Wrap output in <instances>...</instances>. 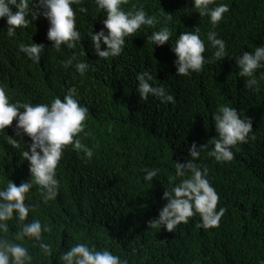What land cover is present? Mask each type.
Here are the masks:
<instances>
[{
	"label": "trees",
	"instance_id": "obj_1",
	"mask_svg": "<svg viewBox=\"0 0 264 264\" xmlns=\"http://www.w3.org/2000/svg\"><path fill=\"white\" fill-rule=\"evenodd\" d=\"M225 3L229 12L213 27L208 17H200L192 0H126V12L143 8L158 21L142 26L125 38L124 51L117 57L99 58L91 50L90 36L103 28L104 13L94 0L73 5L76 28L82 40L75 48L51 46L42 35L45 18L38 16L41 30L7 36V25H0V87L12 102L50 103L72 88L77 99L89 109L86 133L81 143L93 150L87 160L82 151L65 146L57 166L59 180L55 200L44 202L43 192L34 185L25 203L32 206L28 220L39 219L51 231L42 233V242L52 248L45 255L34 240H16L21 225L8 221V233L0 239L21 243L32 256L31 264H61L59 256L76 243H87L97 250L108 249L128 264H264V68L256 76L259 90L246 87L239 76L235 58L242 52L264 45V0H214ZM212 5V6H214ZM87 9L80 12L79 8ZM172 19L169 21L168 16ZM167 26L173 32L163 46L153 45L152 32ZM200 29L208 62L199 72L177 75L172 51L179 34ZM215 31L226 43L228 56L217 61L207 33ZM44 44L40 62L29 59L21 44ZM106 47L102 45V49ZM76 56L72 66L66 61ZM78 61L90 67L84 75L75 69ZM149 71L155 86H163L175 103H161L137 91L136 75ZM255 87V86H254ZM219 105L236 108L252 120L247 143L233 146L234 159L217 162L201 151L196 163L207 169V178L219 195L217 211L225 215L218 227H199V214L179 224L174 232L149 227L166 204L165 190L178 183L175 162L192 159L188 148H199L216 135L213 114ZM14 126L16 121H13ZM9 137L21 140L14 148ZM30 138L14 136L6 127L0 132V187L9 180L19 185L30 179L29 162L22 151ZM24 143V144H23ZM145 168H158L153 181L143 180Z\"/></svg>",
	"mask_w": 264,
	"mask_h": 264
},
{
	"label": "clouds",
	"instance_id": "obj_2",
	"mask_svg": "<svg viewBox=\"0 0 264 264\" xmlns=\"http://www.w3.org/2000/svg\"><path fill=\"white\" fill-rule=\"evenodd\" d=\"M81 0H0V25H7V36L14 37L23 31H38L42 16L48 23H43L42 35L47 33V39L56 51L62 45L75 48L77 42L82 40L80 31L76 28L75 11L73 5H79ZM95 5L105 15L102 20L103 28L92 32L90 36L91 50L94 55L102 59L117 57L124 51L125 38L136 33L142 26H154L156 19L149 16L141 7L126 12L122 4L126 0H94ZM214 0H192V7L197 10L200 17H208L213 27L217 26L229 12L225 3L215 4ZM80 12L87 9L80 7ZM170 21L172 17L169 15ZM173 32L169 27L163 26L151 34V41L155 46H163L169 42ZM207 40L214 51V58L220 61L228 56L226 43L218 38L215 31L207 33ZM102 45H105L102 49ZM19 49L29 59L39 63L43 53L44 44H21ZM172 51L176 56L174 65L177 75L189 76L192 72H199L208 62L203 55L206 51L205 42L200 37L199 27L194 31L182 32L175 40ZM76 56L69 58L65 66H72ZM239 69V76L246 78V87L254 91L259 90L257 70L264 68V45L257 46L254 51L242 52L235 58ZM90 65L85 61L75 63V69L84 75ZM264 78V73L261 74ZM155 77L147 70L136 75L137 91L140 97L147 100L149 96L158 98L161 103H175L173 95L169 94L163 86H155ZM255 86V87H254ZM89 109L77 99V91L72 88L63 99L56 97L50 103L30 104L19 101L12 102V98L4 87H0V132L9 128L14 136H27L30 143L22 151L25 161L29 162L30 179L19 185L9 180L6 186L0 187V233H8V221L16 219L21 225L16 240H34L39 242V248L45 255L52 254L49 244L42 242V233L51 231L50 227L41 224L39 219L28 220L29 212L33 207L25 200L30 189L37 185L43 192L44 202L55 200L58 195L59 180L56 169L64 157L67 145L80 152L87 160H91L93 150L81 143L77 138L86 133V123ZM16 121L15 126L13 121ZM215 131L217 135L207 144L199 148L193 143L189 148L192 159L186 163L175 162L176 177L181 178L178 183L165 190L163 199L166 204L159 210L157 218L148 221L149 227L164 228L174 232L176 227L187 224L189 218L196 214L201 217L199 227L204 229L219 226L226 209L221 207L217 211L219 195L207 178V169L197 166L196 160L201 151H207L209 157L217 162H230L234 159L233 146L238 143H247L255 139L252 135V120L236 108L219 105L213 114ZM21 140L9 137V143L19 149ZM24 144V143H23ZM160 170L158 168L143 170V180L153 181ZM3 183V181H0ZM32 256L29 250L21 243L0 239V264H31ZM61 264H128L108 249L97 250L87 243H76L59 256Z\"/></svg>",
	"mask_w": 264,
	"mask_h": 264
}]
</instances>
